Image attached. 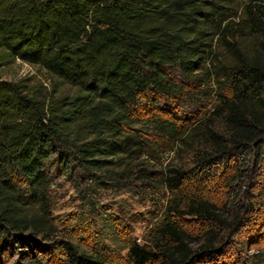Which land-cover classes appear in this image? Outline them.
Returning a JSON list of instances; mask_svg holds the SVG:
<instances>
[{"label":"trees","instance_id":"16d2710c","mask_svg":"<svg viewBox=\"0 0 264 264\" xmlns=\"http://www.w3.org/2000/svg\"><path fill=\"white\" fill-rule=\"evenodd\" d=\"M235 2L0 0V60L20 58L75 88L56 95L0 79V237L37 229L40 214L27 208L44 210L55 174L147 182L150 140L198 138L188 164L160 174L172 197L144 243L128 242L125 254L69 249L67 264H264V190L233 206L226 174L246 149L264 154V0H242L240 15ZM204 70L218 79L222 133L163 105Z\"/></svg>","mask_w":264,"mask_h":264},{"label":"rangeland","instance_id":"374dc122","mask_svg":"<svg viewBox=\"0 0 264 264\" xmlns=\"http://www.w3.org/2000/svg\"><path fill=\"white\" fill-rule=\"evenodd\" d=\"M235 4L240 15L242 0H236ZM223 53L217 60L214 58L215 63L225 59L227 53ZM212 72L209 76L204 70L195 80L188 81L185 94L177 104L164 102L163 105L170 114L177 113L187 123H201L200 127L209 125L222 133V120L212 114L217 105L216 92L219 89L217 76ZM0 79L27 80L56 95L75 91L74 87L44 68L20 58L7 63L0 60ZM199 140L188 141L186 145L180 142L164 145L150 140L147 151L151 158L143 166L151 173V180L143 183L134 181L131 176L106 180L104 185H100L86 178L71 180L65 175L55 174L46 193L44 210L35 206L27 208L29 212L40 214L37 229H21L16 238L9 234L8 238L12 241L0 237V264H30L35 261L67 264L66 253L69 249L90 252L93 247H108L125 254L128 242L144 243L147 226L161 220L172 197L161 184L160 174L167 166L188 164L191 144L200 146L203 142ZM245 158L244 163L243 160L232 163L241 169L230 166L226 173L237 193L233 206L245 207L248 197H255L261 187L264 190V154L259 156L255 147H250L246 149ZM255 199L258 200L257 197ZM248 233L245 234L248 236ZM241 235L236 234L235 237ZM251 237H255V234L252 233L247 239L252 241ZM246 250L253 253L256 246L248 245Z\"/></svg>","mask_w":264,"mask_h":264}]
</instances>
